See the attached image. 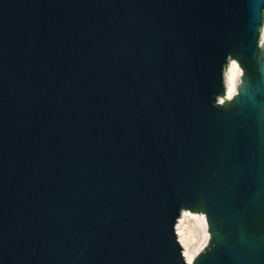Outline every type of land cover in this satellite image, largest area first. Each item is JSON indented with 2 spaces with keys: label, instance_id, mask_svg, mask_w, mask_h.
I'll return each instance as SVG.
<instances>
[{
  "label": "water",
  "instance_id": "obj_1",
  "mask_svg": "<svg viewBox=\"0 0 264 264\" xmlns=\"http://www.w3.org/2000/svg\"><path fill=\"white\" fill-rule=\"evenodd\" d=\"M263 27L264 0H0V264H189L186 209L191 264H264Z\"/></svg>",
  "mask_w": 264,
  "mask_h": 264
},
{
  "label": "bare ground",
  "instance_id": "obj_2",
  "mask_svg": "<svg viewBox=\"0 0 264 264\" xmlns=\"http://www.w3.org/2000/svg\"><path fill=\"white\" fill-rule=\"evenodd\" d=\"M264 36V27L262 30ZM239 72V66L235 60L231 61L228 69L226 71V95L227 99H230L232 94L234 93L237 76ZM220 101H223V98H220ZM190 210H183L182 215L180 216L177 222V235L181 245L183 246V253L187 259V261L192 262L193 256L200 250L204 245L205 241L201 242L200 245H196V236L195 229L192 227L193 219H196L197 215L194 213H190ZM200 216V215H199ZM204 223V221H202ZM195 225V223H193ZM207 234V233H206ZM205 234V235H206ZM206 237V236H205Z\"/></svg>",
  "mask_w": 264,
  "mask_h": 264
},
{
  "label": "rangeland",
  "instance_id": "obj_3",
  "mask_svg": "<svg viewBox=\"0 0 264 264\" xmlns=\"http://www.w3.org/2000/svg\"><path fill=\"white\" fill-rule=\"evenodd\" d=\"M190 214V213H189ZM197 218L196 219H193L192 221V227L195 229V236H196V245H200L201 242L205 241L206 242V232L204 233V228L205 226H202L201 224L198 223V220H199V216L197 215L196 216ZM193 223H195V225H193ZM203 223V222H202Z\"/></svg>",
  "mask_w": 264,
  "mask_h": 264
},
{
  "label": "snow or ice",
  "instance_id": "obj_4",
  "mask_svg": "<svg viewBox=\"0 0 264 264\" xmlns=\"http://www.w3.org/2000/svg\"><path fill=\"white\" fill-rule=\"evenodd\" d=\"M189 264H191V262L189 261Z\"/></svg>",
  "mask_w": 264,
  "mask_h": 264
}]
</instances>
